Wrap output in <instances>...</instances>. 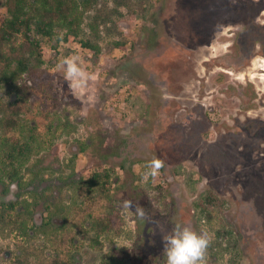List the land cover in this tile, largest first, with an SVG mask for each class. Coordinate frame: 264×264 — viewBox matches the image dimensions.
I'll return each mask as SVG.
<instances>
[{
    "label": "rangeland",
    "instance_id": "rangeland-1",
    "mask_svg": "<svg viewBox=\"0 0 264 264\" xmlns=\"http://www.w3.org/2000/svg\"><path fill=\"white\" fill-rule=\"evenodd\" d=\"M86 1L81 27L98 45L97 55L72 38L59 41L62 34L42 40L40 70L55 97L48 87L31 85L28 98L22 95L11 113L0 114L1 120L17 113L37 134L55 116L69 126L27 165L35 173L45 168L35 192L50 205L53 225L47 237L14 238L17 262L109 264L107 256L117 249L123 264H165L163 237L181 224L210 233L207 264H220L215 257L230 247L213 237L226 230L216 221L198 222L193 209L198 196L211 191L222 203L210 209L240 235L238 264H264V0ZM24 42L21 36L0 40V55L20 57ZM72 55L89 77L79 92L57 67ZM27 80L18 78L22 85ZM2 136L17 138L13 131ZM85 142L89 148L80 153ZM74 153L76 179L106 169L118 174L111 202L76 195L58 179ZM153 158L165 166L145 183V165ZM119 164L134 176L126 178ZM125 201L133 213L122 207ZM135 205L146 219L134 214ZM108 215L110 229L91 228ZM6 242L0 252L13 239Z\"/></svg>",
    "mask_w": 264,
    "mask_h": 264
},
{
    "label": "trees",
    "instance_id": "trees-1",
    "mask_svg": "<svg viewBox=\"0 0 264 264\" xmlns=\"http://www.w3.org/2000/svg\"><path fill=\"white\" fill-rule=\"evenodd\" d=\"M86 0H5L4 7L6 9V16L0 24V40L9 42L16 36H21L24 39V53L18 58H10L5 55H0L2 68L0 70V83L7 87H14L18 83V78L21 75H26L33 87H48L44 71H41L43 65L42 60V40L52 39L62 34L59 41H66L68 38L74 39L81 48L90 50L93 55L99 52L98 45L84 36L81 27L83 22V13L86 11ZM92 33L97 35L93 26L89 27ZM12 52H14L12 50ZM43 73V74H41ZM45 79V80H44ZM31 85L23 84L24 98H28ZM48 89L53 90V97H55V90L53 86ZM0 131L16 132L17 138L0 137V152L7 153L6 159L9 164H3L6 168L21 167L29 158L31 153H37L41 150H49L52 147L55 139L69 131L67 118L55 116L53 120L46 125L43 134H37L35 128L30 123L21 122L18 119L17 113L5 117L0 120ZM89 145L80 143L78 149L80 153H85ZM112 148H110V151ZM112 156H117V150L111 152ZM76 153L73 154L70 164L67 165L66 176L59 177L63 184H68V188L74 194H83L88 196L97 195L108 202H111L110 187L114 180H118V174L111 170H103L101 172H94L88 178L75 177V162ZM118 168L125 173V177H133L134 174L129 167L126 170L123 164H119ZM35 173L36 177L42 178L43 171ZM46 171V170H45ZM6 173H10L7 171ZM15 174H12L14 176ZM133 182V180H132ZM38 200V197H37ZM222 202L211 192L207 191L198 196L193 202V209L196 213L198 222L212 223L214 221L221 224L225 229V233L217 231L213 237L215 241L225 239L228 247L220 254V257L215 259L220 264H238L242 257V251L239 247L240 235L235 234L233 228L227 225L221 217V213H215L212 209L220 206ZM111 214V211L107 212ZM217 215V216H216ZM113 225L112 218L108 215L104 222L94 221L91 228L95 231L104 233ZM212 249V248H211ZM115 253L109 254V264H123L125 262V255L120 250L114 249ZM163 262L166 264L164 255ZM211 256L208 255L207 259Z\"/></svg>",
    "mask_w": 264,
    "mask_h": 264
},
{
    "label": "flooded vegetation",
    "instance_id": "flooded-vegetation-1",
    "mask_svg": "<svg viewBox=\"0 0 264 264\" xmlns=\"http://www.w3.org/2000/svg\"><path fill=\"white\" fill-rule=\"evenodd\" d=\"M26 84L31 85L29 80ZM23 89L20 82L14 87L0 83V114L11 113V107L20 100ZM35 155L36 153H31L21 167L14 169L3 166L10 162L6 159L7 153L0 152V237H5L3 240L0 238V242L7 243V240L13 239V244L8 243L9 247H4L0 252V262L12 260L14 264H19L17 261L21 251L15 246V239L27 240L36 236L43 238L52 231V209L48 203L41 201V193L36 194L37 177L33 167L27 166ZM7 171L10 173H6ZM42 180L40 178L39 181Z\"/></svg>",
    "mask_w": 264,
    "mask_h": 264
},
{
    "label": "clouds",
    "instance_id": "clouds-1",
    "mask_svg": "<svg viewBox=\"0 0 264 264\" xmlns=\"http://www.w3.org/2000/svg\"><path fill=\"white\" fill-rule=\"evenodd\" d=\"M65 73L70 87L79 92L83 89L89 79L88 74L80 65V58L72 55L64 57L57 65ZM165 166V161L153 158L146 165L142 181L147 182L149 178L159 175ZM133 204L125 201L122 207L129 213ZM134 214L140 219H146L147 213L142 206L135 205ZM212 242L210 233L206 230L197 231L188 225L175 224L171 231L163 237L162 253L166 258V264H207V250Z\"/></svg>",
    "mask_w": 264,
    "mask_h": 264
}]
</instances>
